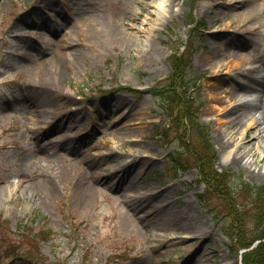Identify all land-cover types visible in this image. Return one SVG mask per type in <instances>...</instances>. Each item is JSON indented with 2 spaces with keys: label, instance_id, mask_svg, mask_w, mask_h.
<instances>
[{
  "label": "rangeland",
  "instance_id": "374dc122",
  "mask_svg": "<svg viewBox=\"0 0 264 264\" xmlns=\"http://www.w3.org/2000/svg\"><path fill=\"white\" fill-rule=\"evenodd\" d=\"M191 1L176 0L173 18L163 3L154 23L148 12L134 19L137 0H0V264H236L225 221H214L197 201L204 190L194 184L197 171L173 172L168 156L176 145L157 136L163 110L148 91L167 81L173 50L189 45L199 78L194 98L217 169H231L235 184L239 176L264 184L255 130L230 124L239 99L230 96L245 89L229 68L242 57L221 51L225 39L211 36L235 32L227 27L234 11L225 6L237 1L198 0L192 13L203 27L193 30L186 24ZM260 18L263 26L248 33L253 45L237 39L229 48L253 63L264 59V12ZM101 21L125 26L137 35L127 38L134 45L93 40ZM212 48L210 70L204 57ZM46 142L58 151L40 157ZM130 167L134 187L125 181ZM45 182L53 188L43 189Z\"/></svg>",
  "mask_w": 264,
  "mask_h": 264
},
{
  "label": "trees",
  "instance_id": "16d2710c",
  "mask_svg": "<svg viewBox=\"0 0 264 264\" xmlns=\"http://www.w3.org/2000/svg\"><path fill=\"white\" fill-rule=\"evenodd\" d=\"M189 58L187 49L173 54L170 57V77L153 90L171 116V128L182 148L179 163L174 162L183 170L198 169L199 182L206 185L205 194L199 199L207 202L206 208L209 209L210 198H216L225 213L222 215L226 218V226L222 229L224 234L235 248L248 247L255 240L264 239V184H235V174L215 169L217 154L210 142L208 127L200 122L197 115L198 108L193 98L195 82ZM210 210L214 214V210ZM250 220L255 223L251 232L247 228ZM242 264H264V241L243 255Z\"/></svg>",
  "mask_w": 264,
  "mask_h": 264
},
{
  "label": "bare ground",
  "instance_id": "6f19581e",
  "mask_svg": "<svg viewBox=\"0 0 264 264\" xmlns=\"http://www.w3.org/2000/svg\"><path fill=\"white\" fill-rule=\"evenodd\" d=\"M233 1L237 2L230 3L228 6H225V8L226 10L232 9L234 11L229 14V22L227 24V27L231 28L232 26H235V32L231 33L230 35L219 32L214 33L211 36L212 38H221V40L225 39V44L222 45V48L220 49L221 51H226L229 56L234 55L237 58L242 57L240 58L242 63L240 66L236 68H229L233 71H238V75H240L241 78H237L240 79L241 85L245 89V91L241 94L235 92V95L230 96V100L239 97L238 102L233 107V109L228 111L234 113L232 116V118L234 119L231 120L230 124L234 125L235 127L243 126L245 124H247V126L249 127L250 125L251 130H255L253 132L254 138H257L258 141L264 146V59H260L257 63L249 62L247 59H244V56H242V54H237L229 49H233V47L230 46V43L237 39H242L244 42L250 45L254 44L253 38L251 36L249 37L248 33L254 34L259 30L260 27L263 26V22H261L263 18L261 19L260 17L264 12V2L258 4L255 2L252 3L253 1H248V3L246 2V0ZM156 2H158V4L154 5ZM175 2L176 0H137L141 12L136 13L134 19L140 20L143 16L142 12H148L149 15L154 16V23H158V21L160 20V15L164 11L163 3H167L166 6L168 7L169 17L173 18L176 14ZM153 5L157 11H148V9L151 8ZM212 5L215 4L212 2ZM238 8L241 10L237 11L236 9ZM77 18L79 21H83L82 14L79 15ZM129 19L130 17L126 16L124 23L125 25H131ZM85 24L86 26L92 25L91 23H89V19L85 21ZM100 24H98L97 26L100 32L96 29V32L92 33V39L96 42L107 44L110 40L126 47L134 45V43L131 41L129 42L127 38L131 37L132 39L133 35H137L130 33V31L125 28V26L122 27L118 23H106L105 21H101ZM229 30L231 31V29ZM258 35H261V33H258ZM229 36H232V38L230 39ZM154 48H156V46L153 45L151 47V50L149 52H146L145 56L152 57L155 53ZM217 52L218 50L216 48H212L210 53L205 55L204 57V60L207 63L206 67L210 70L214 68L215 62L213 61L216 57ZM231 79L233 80V78ZM216 86L218 88L219 84ZM226 91L227 89L224 91V93H226ZM218 100L219 99L217 98V101ZM56 144L55 142H46L45 144L39 146V153L37 155H39L40 157L43 155L42 157H45L49 156L52 152H57L59 145L57 146ZM52 147L54 148L52 149ZM244 153H246V150ZM235 159H237V157ZM255 163L256 161L253 164ZM132 166H134V164ZM131 167L129 168L125 178V181H127V187H134L137 184L135 177V173L137 171L135 172L133 169H131ZM256 169L257 165L255 166V171ZM256 173L260 176H264V171H262L261 168L258 169ZM41 185L43 189H46L47 187L49 190H51L53 188H50L46 182L42 183ZM89 194H92L91 191H89ZM156 218L158 217L154 216V218H149L146 223L150 224L151 221Z\"/></svg>",
  "mask_w": 264,
  "mask_h": 264
}]
</instances>
